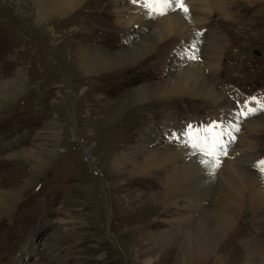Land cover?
I'll use <instances>...</instances> for the list:
<instances>
[{
  "label": "rangeland",
  "instance_id": "rangeland-1",
  "mask_svg": "<svg viewBox=\"0 0 264 264\" xmlns=\"http://www.w3.org/2000/svg\"><path fill=\"white\" fill-rule=\"evenodd\" d=\"M19 1L0 0V264H173L171 248L175 247L179 248L181 264H185L186 241H152L151 236L161 233L164 238L163 232L188 211L163 212L164 208L152 199L150 206H154L153 212L158 209L159 214L148 221L132 215L130 206L142 194L161 188V175L134 177L131 167L124 165L118 169L112 161L117 152L133 157L143 138L121 142L112 152L108 138L103 140L104 135L98 133L103 132L104 126L90 124L98 96L107 91L112 94L136 88L144 81H157L160 77L148 71L149 79L140 80L136 69L128 74L123 73L124 69L114 70L108 73V81H98L95 75L85 76L78 62L66 54L68 44L61 42L70 39L75 25L66 30L54 21L52 29L46 27L37 18L34 6H20ZM109 1H96L90 6V17L80 18L86 28L79 30L78 43L88 31L86 39L92 44L104 43L111 50L120 49V43L125 42L123 35L111 33L106 18L93 14L96 9L111 14ZM196 1H189L190 12L196 17L200 10L207 18L201 38L204 46L198 49L202 53L201 64L206 65L212 54V38L227 39L221 81L237 98L248 102H244L243 108L259 107L252 98L264 101V0L240 1L236 8H231L233 17L221 14L210 0L208 7ZM109 21L115 25L113 15H109ZM94 30L103 32L96 40ZM157 61L158 73L168 69L178 72L175 61ZM125 82L133 84L117 90L118 84ZM173 107L180 119L177 134L182 135L181 129L186 131L189 124L193 126L189 117L202 120L200 117L205 115L204 111L196 112L197 105L187 107L181 102ZM204 108L207 111L210 107ZM161 111L164 115L168 110ZM263 114L264 111H257L256 116ZM163 115L153 121L147 148L154 146V142L168 143L174 136L173 129H164ZM241 125H237L239 132L235 127L227 129L221 125L229 136H235L232 142L229 136L224 137L228 142L227 154L244 136ZM204 127L202 124L201 128ZM94 128L99 129L96 132ZM259 132L256 146L260 163L264 161V128ZM218 157L221 162L227 155ZM215 191L218 198L219 184ZM212 205L201 216H206ZM236 242L235 249L242 257L245 247L241 240Z\"/></svg>",
  "mask_w": 264,
  "mask_h": 264
},
{
  "label": "bare ground",
  "instance_id": "bare-ground-1",
  "mask_svg": "<svg viewBox=\"0 0 264 264\" xmlns=\"http://www.w3.org/2000/svg\"><path fill=\"white\" fill-rule=\"evenodd\" d=\"M21 1L20 6L31 5L36 8L37 18L46 27L51 28L54 21L59 22L61 29L75 25L70 31V39L64 38L61 42L63 45L68 44L69 51L66 54L78 62L85 76L95 75L94 78L98 81H108V75H111L108 73L115 72L114 70L124 69L123 73L128 74L136 69L138 72L135 73L140 75V80L148 78V71L160 77L157 81H144L136 88L112 94L107 91L98 96L90 122L93 127L104 126L103 132L98 133L104 135H101V139L108 138L107 144L112 147V152L117 150L121 142L143 138L133 157H129L126 152L125 156L118 155L116 151L112 160L115 167H131L134 177L161 175L158 176L161 188L152 194H142V198L130 206L132 215L148 221V218L159 214L158 209L153 212L154 206H150L152 199L156 200L159 207L164 208L163 212H179L181 209L188 211L183 219L174 220L170 230L163 232L164 238H161V233H155L151 240L186 241L188 252L185 264H202L206 259L205 264L212 261L216 264H264V172L260 171L256 146L259 129L264 128V114L260 117L256 116L257 113L246 118L238 116L245 101L240 96L237 98L238 95L224 84L226 82L221 81L223 51L229 44L227 39L212 38V54L206 65L201 64L202 53L199 54L198 49L204 46L201 38L207 20L202 11L199 10L196 17L191 12L185 15L182 11L175 10L169 11L166 16L153 18L139 2L110 0L115 25L109 21V15H112L107 11L96 9L93 14L99 19L106 18L108 30L111 33L118 32L125 38V42L120 43V49L114 51L104 46V43L97 45L88 41V31L82 42L78 43L76 39L79 30L86 28L85 22L80 18L90 17V6L101 0ZM189 1L193 0H186L187 7ZM200 1L203 7H208V3L212 1L221 14L233 17L231 8H236L242 0ZM258 1L260 0H253L255 3ZM99 22L103 24V21ZM94 32L96 38L94 34L92 36L95 40L103 33L102 30ZM55 56L54 59L58 60ZM157 60L175 61L178 72L168 69L167 72L158 73ZM128 84L133 83L118 84L117 90ZM181 102L187 107L197 105L196 112L204 111L205 114L200 117L202 120H192L194 117H189L193 126L190 128L189 124L187 132L192 128H201L202 124L208 126L214 122L227 129L242 124L240 127L243 133H240L244 136L228 150L227 157H222L223 161L218 167H214V161L207 165L202 163L210 158L185 143L188 137L184 129H181L182 135L177 134L180 119L175 112L176 108L172 109V106ZM205 105L210 107L209 110L205 111ZM162 109L168 111L163 115ZM162 115L166 124L164 129H173L174 136L168 143L157 145L154 142V146L147 148L150 143L147 138H151L147 135L153 121ZM96 132L93 135L96 136ZM177 138L178 143L175 142ZM225 143L227 148L228 142ZM218 184L220 193L217 198L215 188ZM214 199L216 203L213 204ZM211 205V211L206 216H201ZM237 240H241L245 247L242 257L239 256L238 249H235ZM171 249L173 264H181L179 248Z\"/></svg>",
  "mask_w": 264,
  "mask_h": 264
},
{
  "label": "snow or ice",
  "instance_id": "snow-or-ice-1",
  "mask_svg": "<svg viewBox=\"0 0 264 264\" xmlns=\"http://www.w3.org/2000/svg\"><path fill=\"white\" fill-rule=\"evenodd\" d=\"M132 2L141 3L153 18L166 16L169 11L175 10L182 11L185 15L190 12V9L186 6V0H132ZM252 100L256 101L259 107L246 106V108L240 110L238 116L246 118L249 115L256 114L257 111H264V101H259L255 97ZM245 103L248 104V102ZM189 127L191 128V126ZM234 130L239 132V127H235ZM186 135L188 137L185 141L186 144L199 151L203 156L210 158L202 161L206 165L214 161V167H218L220 164L218 156L227 155L224 137L229 136V133L215 122L204 128H192ZM234 140L235 136H229L230 142ZM260 171L264 172V161H260Z\"/></svg>",
  "mask_w": 264,
  "mask_h": 264
}]
</instances>
